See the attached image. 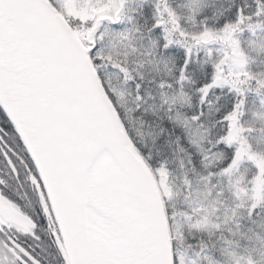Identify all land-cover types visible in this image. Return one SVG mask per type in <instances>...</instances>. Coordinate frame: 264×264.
Wrapping results in <instances>:
<instances>
[{
	"label": "snow or ice",
	"instance_id": "obj_1",
	"mask_svg": "<svg viewBox=\"0 0 264 264\" xmlns=\"http://www.w3.org/2000/svg\"><path fill=\"white\" fill-rule=\"evenodd\" d=\"M0 264H264V0H0Z\"/></svg>",
	"mask_w": 264,
	"mask_h": 264
}]
</instances>
